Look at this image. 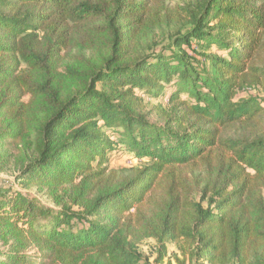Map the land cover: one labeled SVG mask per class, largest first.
Here are the masks:
<instances>
[{"label":"trees","instance_id":"obj_1","mask_svg":"<svg viewBox=\"0 0 264 264\" xmlns=\"http://www.w3.org/2000/svg\"><path fill=\"white\" fill-rule=\"evenodd\" d=\"M165 1L0 0V264H264V0Z\"/></svg>","mask_w":264,"mask_h":264},{"label":"rangeland","instance_id":"obj_2","mask_svg":"<svg viewBox=\"0 0 264 264\" xmlns=\"http://www.w3.org/2000/svg\"><path fill=\"white\" fill-rule=\"evenodd\" d=\"M187 0H166V4L171 7H181L184 2ZM168 40H164L163 43L161 44H168ZM253 94H262L264 93L258 91V90H252ZM155 104H161L162 107L164 108L166 105L163 101H158V100H153L149 98H145V105L146 109H150L153 105ZM156 113L153 111L151 113L150 117L151 118H156ZM30 150L27 149L24 146H14V145H8L6 148H4L1 152V154L8 155L9 159L8 162L3 170H0V186L3 187H9L11 190H20L23 191L24 193L29 194L32 197H36L41 203H44L49 206H59L61 204H57L52 197L46 193L45 189L38 188L36 186H30L28 188H24L19 181L16 180L15 175L18 173V168L20 166V162L22 158H26L29 155ZM134 163L135 161L132 160L131 158H126V157H119L112 161L110 163L111 168H118L123 165L131 164ZM58 197H60L58 195ZM60 207V206H59ZM5 248V247H2ZM139 251L144 255L149 258V261L153 259L155 256V241L153 239H146L142 243L139 244L138 246ZM168 251L170 254L174 253L177 251L176 245L174 243L168 244Z\"/></svg>","mask_w":264,"mask_h":264}]
</instances>
